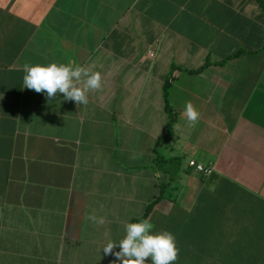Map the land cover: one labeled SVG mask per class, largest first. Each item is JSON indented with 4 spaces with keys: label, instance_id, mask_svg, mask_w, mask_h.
I'll list each match as a JSON object with an SVG mask.
<instances>
[{
    "label": "crops",
    "instance_id": "crops-1",
    "mask_svg": "<svg viewBox=\"0 0 264 264\" xmlns=\"http://www.w3.org/2000/svg\"><path fill=\"white\" fill-rule=\"evenodd\" d=\"M53 62L102 89L77 106L23 88L25 63ZM166 83L158 150L182 170L152 232L174 234V264H264V0H0V264H113L104 246L168 180Z\"/></svg>",
    "mask_w": 264,
    "mask_h": 264
},
{
    "label": "clouds",
    "instance_id": "clouds-1",
    "mask_svg": "<svg viewBox=\"0 0 264 264\" xmlns=\"http://www.w3.org/2000/svg\"><path fill=\"white\" fill-rule=\"evenodd\" d=\"M22 86L36 93H44L48 100L63 94L64 99L74 101L77 106L89 103L88 93L102 89L100 72L86 66L74 64L30 65L25 63L22 69ZM182 116L190 125L195 126L200 112L191 101L186 102ZM95 224H103V217L95 213L87 216ZM125 236L119 242L109 241L103 248L105 255H114L113 264H146L150 258L151 264H174L178 258L179 249L176 238L169 231L153 233V224L149 219L124 225ZM119 247V251H113Z\"/></svg>",
    "mask_w": 264,
    "mask_h": 264
},
{
    "label": "trees",
    "instance_id": "trees-1",
    "mask_svg": "<svg viewBox=\"0 0 264 264\" xmlns=\"http://www.w3.org/2000/svg\"><path fill=\"white\" fill-rule=\"evenodd\" d=\"M209 62L206 61L202 66L192 69L191 71H200L202 70ZM164 101H165V110L168 115L166 132L165 134L157 138L155 144V157L153 163L158 170H161L168 174V180L164 183L159 184V194L155 198L151 199L146 207L145 212L140 216L133 218V222H138L143 219H147L150 214L153 212L155 205L165 198L171 197L172 187L175 183L180 180V172L182 170V157L172 156L166 157L161 152H159L158 147L162 142H165L174 134L175 123L177 120V111L169 102V85L166 83L164 85Z\"/></svg>",
    "mask_w": 264,
    "mask_h": 264
},
{
    "label": "built area",
    "instance_id": "built-area-1",
    "mask_svg": "<svg viewBox=\"0 0 264 264\" xmlns=\"http://www.w3.org/2000/svg\"><path fill=\"white\" fill-rule=\"evenodd\" d=\"M190 166H193L197 171L201 172V173H205V174H209L213 171V167L212 166H205L204 164L201 163H197L193 160H191L189 162Z\"/></svg>",
    "mask_w": 264,
    "mask_h": 264
}]
</instances>
